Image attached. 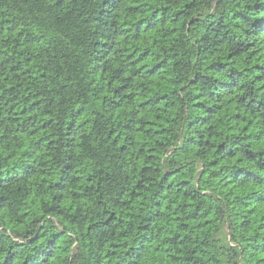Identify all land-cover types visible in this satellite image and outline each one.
<instances>
[{
  "label": "trees",
  "instance_id": "1",
  "mask_svg": "<svg viewBox=\"0 0 264 264\" xmlns=\"http://www.w3.org/2000/svg\"><path fill=\"white\" fill-rule=\"evenodd\" d=\"M0 264H264V0H0Z\"/></svg>",
  "mask_w": 264,
  "mask_h": 264
}]
</instances>
